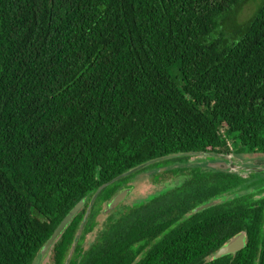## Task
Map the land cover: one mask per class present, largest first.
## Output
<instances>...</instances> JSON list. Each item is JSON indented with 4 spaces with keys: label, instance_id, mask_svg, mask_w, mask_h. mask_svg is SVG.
<instances>
[{
    "label": "trees",
    "instance_id": "obj_1",
    "mask_svg": "<svg viewBox=\"0 0 264 264\" xmlns=\"http://www.w3.org/2000/svg\"><path fill=\"white\" fill-rule=\"evenodd\" d=\"M250 1L0 0V264H31L80 199L51 264H264V242L252 244L264 241L262 203L245 195L259 177L206 156L185 165L232 153L228 134L237 155L264 153V0L236 20ZM170 155L187 177L109 213L83 248L135 174L101 189L81 224L95 189ZM239 233L240 250L212 259Z\"/></svg>",
    "mask_w": 264,
    "mask_h": 264
},
{
    "label": "rangeland",
    "instance_id": "obj_2",
    "mask_svg": "<svg viewBox=\"0 0 264 264\" xmlns=\"http://www.w3.org/2000/svg\"><path fill=\"white\" fill-rule=\"evenodd\" d=\"M257 2L258 0H252L247 4L243 5L241 10L237 14L236 20L238 22H243L245 19H247L252 13L254 5ZM227 139L230 143L231 152L236 156H240L239 158L243 159L245 157L244 152L239 155L236 154L239 145L233 139V134H228ZM202 161H204L202 155L193 154L187 157L185 165L191 166L194 164H198ZM209 161L212 160L209 159ZM149 165L150 167L144 169L141 172L134 171L133 173H131L135 175L129 180L127 179L126 181H118L115 193L121 192L123 190L126 191L123 199L121 200V202L115 204L111 208H107V202L101 204V209L96 215L95 225L92 231L86 234L83 239V248H85L89 243L94 240L99 229L103 227L109 213H118L123 208H125V206H129L139 201L146 200L155 194H158L166 189L178 185L180 181H182L183 178L187 177L189 173L188 170H183L182 172L177 173L176 167L180 164L166 165L165 162L162 160L151 163ZM237 173L241 176H244L245 171H239L238 169ZM50 260L51 251L49 250L42 257L36 255L35 258L32 260L31 264H51Z\"/></svg>",
    "mask_w": 264,
    "mask_h": 264
},
{
    "label": "water",
    "instance_id": "obj_3",
    "mask_svg": "<svg viewBox=\"0 0 264 264\" xmlns=\"http://www.w3.org/2000/svg\"><path fill=\"white\" fill-rule=\"evenodd\" d=\"M183 155V154H182ZM194 155H202L203 157H211L214 160L209 161L206 163V166H208L209 168L212 169H216L219 171H225V172H232L235 171L237 173V170L239 169V171H245L244 169H242L241 163L235 164L234 162H232V153L230 154H216V155H212V154H204V153H197ZM174 157L173 155L167 156V157H159V158H155L152 159L150 161H147L145 163H142L134 168H131L113 178H111L110 180L104 182L103 184H101L100 186H98L95 191L91 194L86 208H85V212L83 215V219L81 224L84 221V218L86 217L87 213H88V209L90 208L93 200L95 199L96 195L99 193V191L101 189H103L104 187L110 185L111 183L117 181L120 178H123L125 176H128L129 174L133 173L134 171H137L151 163L163 160V159H167V158H171ZM221 160V161H219ZM240 161H242V159L240 158ZM126 191H121L118 193H115L112 198L107 202V208H111L112 206H114L115 204L121 202V200L123 199L124 195H125ZM218 201L217 200H211L208 201L206 203H203L197 207H195L193 209V212H197L200 210H203L205 208L211 207L214 204H216ZM84 205V199H80L78 200L69 210L68 212L62 217V219L59 221V223L57 224V226L53 229V231L51 232L50 236L45 240V242L42 244L41 248L38 251V256L42 257L44 256L52 247L53 243L55 242V240L57 239V237L59 236V234L62 232V230L64 229V227L70 222V220L72 219L73 216H75L79 210L83 207ZM243 234L239 233L235 236H233L232 238H230L227 242H225L222 246H220L213 254H212V259H216L219 258L220 256L223 255H227V254H233L236 251H238L239 249H241V247L243 246ZM74 243L75 241L73 240L70 246V249L68 251L67 254V259L74 247ZM66 263V262H65Z\"/></svg>",
    "mask_w": 264,
    "mask_h": 264
},
{
    "label": "flooded vegetation",
    "instance_id": "obj_4",
    "mask_svg": "<svg viewBox=\"0 0 264 264\" xmlns=\"http://www.w3.org/2000/svg\"><path fill=\"white\" fill-rule=\"evenodd\" d=\"M244 155H245V157L242 159V161H240V158H239L240 156H236L235 154H232V162H234L235 164L241 163V165H239V166H241L242 169L245 170L244 176L239 175L235 171H232L230 173H232V174L234 173L237 176H240V177L246 178V179L253 177V176L259 177V179H260L259 191L256 192V190L254 191L253 188H248L246 190L245 195H246V197H248V199L250 198V201H252V202L257 203L258 201H261L262 211L264 212V153H256V152H247L246 151V152H244ZM252 202H250V203H252ZM260 221L263 224L261 231L262 230L264 231V215L262 216ZM242 234H243V239H242L243 241L242 242H243V246H244L246 243V237H245L244 233H242ZM262 242H264L263 239L256 238L255 240H253L252 244L253 245H255V244L259 245ZM258 249L259 248L256 249V252L258 251ZM257 262H258L257 257L253 258L252 264H257ZM50 263H51V260H50Z\"/></svg>",
    "mask_w": 264,
    "mask_h": 264
},
{
    "label": "built area",
    "instance_id": "obj_5",
    "mask_svg": "<svg viewBox=\"0 0 264 264\" xmlns=\"http://www.w3.org/2000/svg\"><path fill=\"white\" fill-rule=\"evenodd\" d=\"M222 130H223L222 128H221V129H219V132H220V133H222ZM222 136H223V134H222ZM227 145H228L229 149L231 150V148H230V143H229V141H228V140H227ZM228 154H230V153H228Z\"/></svg>",
    "mask_w": 264,
    "mask_h": 264
},
{
    "label": "crops",
    "instance_id": "obj_6",
    "mask_svg": "<svg viewBox=\"0 0 264 264\" xmlns=\"http://www.w3.org/2000/svg\"><path fill=\"white\" fill-rule=\"evenodd\" d=\"M219 161H221V160H219Z\"/></svg>",
    "mask_w": 264,
    "mask_h": 264
}]
</instances>
